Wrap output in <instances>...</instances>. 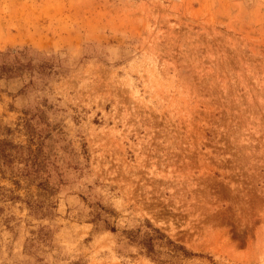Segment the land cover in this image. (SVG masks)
<instances>
[{
	"label": "rangeland",
	"instance_id": "1",
	"mask_svg": "<svg viewBox=\"0 0 264 264\" xmlns=\"http://www.w3.org/2000/svg\"><path fill=\"white\" fill-rule=\"evenodd\" d=\"M24 125L48 186L0 177V264H154L145 222L186 264H264V0H0Z\"/></svg>",
	"mask_w": 264,
	"mask_h": 264
},
{
	"label": "trees",
	"instance_id": "2",
	"mask_svg": "<svg viewBox=\"0 0 264 264\" xmlns=\"http://www.w3.org/2000/svg\"><path fill=\"white\" fill-rule=\"evenodd\" d=\"M27 131V145L21 146L9 139V129L0 126V177L15 183L17 178H25L28 181H36L37 187L48 186L49 178L48 162L42 154L40 142H32L33 136ZM34 140V139H33ZM33 145L35 148H30ZM104 211L105 210L101 209ZM97 220L100 213L94 212ZM105 223V221H103ZM104 228H108L104 224ZM125 243L137 249V254L148 259L154 264H186L195 255L170 239L158 229L153 228L147 222L130 230L122 231Z\"/></svg>",
	"mask_w": 264,
	"mask_h": 264
}]
</instances>
